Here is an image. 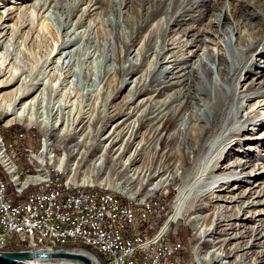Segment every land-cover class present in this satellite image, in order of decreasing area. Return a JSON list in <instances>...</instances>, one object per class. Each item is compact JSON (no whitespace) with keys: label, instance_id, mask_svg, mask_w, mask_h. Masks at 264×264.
Masks as SVG:
<instances>
[{"label":"bare ground","instance_id":"6f19581e","mask_svg":"<svg viewBox=\"0 0 264 264\" xmlns=\"http://www.w3.org/2000/svg\"><path fill=\"white\" fill-rule=\"evenodd\" d=\"M52 1L54 0H43V4L41 3L42 5L40 7H38L39 4L37 1L34 3V6L37 7L38 12H40L42 27L50 26V16L45 12L51 6ZM191 1L192 0H174L173 4L171 2V4L165 7L160 5L156 11L157 16L166 13L170 15L171 10L175 16L179 7L181 8L183 6L185 10L189 9V5L192 4ZM258 1L259 0H255L254 2L259 4ZM120 2L123 5L125 0H120ZM242 2L243 0L238 3ZM53 5L54 4H52V6ZM0 9H2L0 10V49H6L12 46L13 50L19 52L31 50L30 43L33 40L35 41L39 31L33 14H28L27 11L20 6V16L18 15V18H16V20L14 19L13 23H8V21L13 18L11 14L15 11L6 3V0H0ZM230 10L233 11V13L236 12L235 8H230ZM228 11L229 9H226L225 13L219 14L217 18H213V21L217 25H225L222 23V16L224 15V17H226ZM83 16L85 17V15ZM149 18L148 14L145 18V24L149 22ZM81 21L80 19L75 23H70V25L67 26V28L70 29H68L63 36L56 33L57 40L54 43L55 47L53 51L56 50L57 53H60L62 50L67 49L64 50V53H67L66 58L72 57L74 52L77 51L75 47L79 37L77 26L82 24L80 23ZM121 21L122 20H120V23ZM172 23L173 21L170 20L169 24ZM225 27L228 35L225 36L222 42H219V47L221 49H218V54L224 55L226 51L230 52L229 72L223 69L225 67L222 64L223 59L217 56L216 52H210L208 49V51L203 52L202 55L205 54L204 56L199 55V61L197 63L196 61H191L186 68H179V62L185 56L182 58L180 56L171 55L170 57H173V59L170 64L162 65L165 61H169L168 59L166 60L167 57L161 59L163 61L155 62L156 65L150 70L146 77L134 82V94L127 103L118 108L115 113H111L110 110H107L99 114L100 121L104 123V130L110 126H112V128L108 130L104 138L99 137L97 140L101 142L106 141L108 143V154L118 153L120 155H126L133 150V153L129 157L130 163L132 164L143 161L146 155H148L150 157V164L147 170L149 169L152 178H160L157 183H166L168 180L179 183L177 187L178 192L174 201V212L170 215L169 219L171 222L175 223L177 220L185 218V215L188 216V220L192 223L195 233L203 239L202 242H205V248H200L199 244L194 245V252L200 264H247L244 263L246 258H248L246 254L249 253V249H251L254 244L262 248L255 251L254 258L249 257V260L252 259L250 264H264V240L260 241V238L262 239L264 237V232L258 236L261 230L264 229V226L262 225V228L260 225L248 226V220L257 221L260 219L252 217V215L243 217L249 210L247 208L250 207L252 210V208L264 204V198H262L264 196V181H261L264 179V158H261L263 159L261 163L255 162L251 164L253 168L250 170H244V166L248 163L246 157L250 154V150L253 148L252 146L257 143L264 144V119L263 123H261L263 128L261 127L258 132L256 131L258 127L251 129V131L253 130L252 136H244V138H240V136L243 135L244 129H237L231 124L236 118L243 116L242 113L249 101L256 99L254 103L255 109L253 110H257L264 106V99L259 100V98H264V78L258 82V87H254L255 84L250 83L246 92H241L237 87H231L230 85L234 73L243 66L247 67L249 72L256 73L257 75L259 74V71L255 72L253 68L257 63H255L256 57L252 54V51L259 47L260 52L257 56L261 55L264 51L263 27L255 30L252 34L240 32L239 25L236 24L225 25ZM23 28L27 30L24 34H21ZM206 31L209 30H205V32ZM201 39L203 43L207 40L203 36ZM124 43L126 45V51L121 50L120 55H118L121 61H118L120 63V69L124 75L119 84V88L113 93L112 98L128 85V76L138 72L140 70L139 67L142 66L148 58V52H139L138 49L135 50L128 38H125ZM166 44L162 45V47L159 46L160 49L157 51L158 59L162 58V55L165 53ZM220 51L224 53H220ZM134 52L135 54L132 56ZM187 53L191 55L193 50H188ZM1 55L0 53V57ZM206 60H213L215 63L219 61L217 65V74L221 77L223 75L224 77L223 79L218 76L216 78L211 77V88H204L205 94H208V92L212 94L213 92L215 93L216 101H214V103L211 98L208 100L206 99L203 104V109L200 108L199 111L191 109V112H189L188 101L194 97L193 94H196L194 90L190 88L187 89V92L184 94L185 100H181L183 97L179 93L167 94L162 98L166 90L174 88L185 81L186 84L192 86L194 75L197 73L198 67L202 64L206 66ZM50 64L51 58L49 60L46 58L45 64L41 65L39 75L30 80L21 78L23 74L21 72L22 70L14 68L12 65H9V68L7 67V72L0 73V89L1 87L11 85L20 78L22 80L21 86L17 87L15 92H13V90H7L0 93V110H5L9 113V117L6 119L7 124L13 125L10 124L13 123V121H22L27 125L31 123L32 116L29 115L28 110H30L32 105H35V97L31 100H22L33 92L34 89L39 88L41 84L49 86L52 92L57 91L58 80L53 78L51 73L52 68L49 66ZM258 66L261 68V76H264V67ZM33 69L34 68H32L30 72H32ZM224 82L227 85L226 89L221 86ZM9 93H14L10 99L7 97ZM142 95L146 96L139 100L137 105L133 106L132 103H134L135 97ZM233 102L234 107L230 109L231 107L229 108V105ZM202 115H204V118H202ZM226 115H228V119H226ZM87 117L89 118L90 116L87 115L82 118ZM199 120L205 121V125L199 128V130L198 128L193 130V128H195L193 126H195V123ZM225 120H227L229 125L223 128ZM35 122L38 123L40 120ZM4 125H6L4 121L0 120V168L5 174V178L0 177V198L6 202L11 209L24 208L26 203L28 206H38L39 199L42 197V192L53 190V180L46 179L47 167L52 178H60L61 191H71L70 180H75L73 191L77 192V195L95 196L88 199L89 207L99 206L98 198L110 201L120 200V206H126L129 215H136L137 226L144 225V214H140V207L145 210H153L151 203H149L150 201L145 202L146 199H144L141 202L136 201V203H130V201L120 196V194L118 195L116 192L106 187H95L92 184L76 182V178H78V181L81 182L87 181L88 183L97 182L101 185L107 184L105 179H100L99 177L102 173H98L96 178H90V176L86 174L82 175L86 170L85 166L92 163L87 164L86 159L90 155L88 151H92L89 148L84 156H80L81 150L77 147L80 140L70 146V148L73 147V149L70 152L71 161L69 164L68 176H66L67 178H61V172L64 170L66 161L68 162L69 155H63L62 157L55 155L51 150V139L43 136L41 139L42 152L49 153L50 151L51 155L48 160H42L40 154L36 152L37 150L28 147V144H25L26 141H23V148L32 149L29 155H25V164L28 167L19 168L20 166L18 167L15 160L12 158L13 155L11 156L4 135L2 134V127ZM39 125L40 127L43 126L42 124ZM19 133L28 136V129H24ZM62 134L63 133H59V135ZM179 146L181 147L180 151L177 150ZM235 146L241 147V149H237L239 154L238 157L233 156L228 150ZM175 147H177L176 150ZM227 159L228 161L230 159L233 160L227 164L221 165L222 161ZM111 162L109 161V163ZM237 167H243V171H239ZM82 168H85V170L81 171ZM242 181L246 182L247 185H243ZM253 183H255V187L252 186ZM230 186L232 192L235 194L224 197L230 199V202H238L239 204L244 203L243 206L245 207L237 205L232 214H229V210L233 209L234 205L220 204L216 201L221 199L222 196L218 195L216 199L212 196L215 191H226ZM9 188L10 191L8 190ZM231 188L229 190H231ZM123 191L129 194V196H137L136 194H138V191L130 189H124ZM253 193L259 198L258 200L249 199ZM138 197L139 196H137V198ZM140 197L142 198L145 196L142 195ZM58 199L63 203H70L69 192H58ZM209 210H212V212L202 215ZM81 211L82 204L73 205V212ZM153 211L154 216L157 218L155 210ZM263 213L264 211H261L259 214ZM209 215H213L212 222L210 225L206 226L205 222L209 220ZM161 224L171 227L170 222H165L164 224L161 222ZM222 225L226 227L218 232L217 228ZM241 227H243L244 230L235 232V230ZM248 236L250 238L246 240L245 243L244 241L243 243L237 241L239 238ZM75 241L80 244L91 246L99 251L104 258V264H121L117 261V254L104 243L102 238H94L91 240L85 233H76ZM230 245L231 247H229ZM70 250L85 254L91 260L92 264H100L97 257L86 250L76 248ZM144 252H151V245H144ZM232 252L233 255H231ZM235 255L237 256V261L231 260V256ZM51 259L77 261L68 258H34L30 261L6 263L44 264L41 261Z\"/></svg>","mask_w":264,"mask_h":264},{"label":"rangeland","instance_id":"374dc122","mask_svg":"<svg viewBox=\"0 0 264 264\" xmlns=\"http://www.w3.org/2000/svg\"><path fill=\"white\" fill-rule=\"evenodd\" d=\"M35 1L39 4L38 7L43 4V0H6V3L15 11L11 14L13 18L9 20L8 23H13L14 19L16 20L18 15L20 16L21 6L28 14H33L39 31L35 41L33 40L30 43L31 50L19 52L13 50L12 46L6 49H0V53L2 54L0 57V73L7 72L9 65H12L14 68L22 70L21 72L23 74L21 78L30 80L39 75L41 65L45 64L46 58L48 60L51 58V64L49 66L52 68L51 73L53 78L59 81H57L58 89L56 92H52L49 86L41 84L39 88L34 89L33 92L22 100H31L35 97V105H32L30 110H28L29 115L32 116L29 125L22 121H13V123H10L13 125L7 124L6 119L9 117V113L5 110H0V120L4 121L6 124L2 127V134L4 136L11 134V137L6 138L5 142L11 156L13 155L12 158L15 160L18 167L20 166L19 168H24L25 161L21 153L22 148L16 144L14 133H19L24 129H33L34 132L32 134L28 133L29 137H27L25 144H28V147L36 149V152L40 154L42 160H48L51 152H42L41 139L43 136L50 138L51 150L55 155H59L60 157L69 155L68 162L66 161L63 170L64 176H68L69 164L71 161L70 152L73 149V147L70 148V146L80 140L77 146L79 150H81L80 156H84L89 148L92 151H88L90 155L86 158L87 164L92 163L85 166L86 170L85 168L81 169V171L85 170L82 175L86 174L90 176V178H96L98 173H102L99 177L100 179H105L106 181H104L107 184L101 185L97 182H81L76 178L77 183L92 184L95 187H106L116 192L118 195L120 194L123 198L130 201V203H136V201L141 202L146 199L145 202L150 201L149 203H151L152 209L155 210L157 219L166 216V219L162 221V223L170 222L172 227L175 223L169 220L170 217L166 215L165 210L166 206L170 205L173 207V210L168 214H173L174 201L178 192L177 187L179 183L173 180H168L166 183H157L160 178H152L149 169L147 170L150 164V157L148 155H146L143 161L132 164L130 163L129 157L133 153V150L126 155H120L118 153L108 154V143L106 141H98L97 138H104L112 126L104 130V123L100 121L99 114L107 110H110L111 113H115L118 108L127 103L130 97L133 96L134 82L146 77L157 62L163 61L161 59L167 57L166 60H169L162 63V65L170 64L173 59V57H170L171 55L180 56L182 58L185 56L179 62V68L181 69V67L186 68L189 66L191 61H196L197 63L199 61V55H202L205 51L209 50L210 52H216L217 56L223 59L222 64L225 66L223 69L229 72L230 52L226 51L224 55L218 54V49H221L219 47V42H222L225 36L228 35L225 25H239V31L245 34H252L255 30L263 27L264 34V0H259V4L254 2L255 0H243L242 3H238L241 0H192L189 9L185 10L183 6L181 8L179 7L175 16L172 10L170 11V15L166 13L157 16L156 13L160 5L165 7L171 4V2L173 4L174 0H125L123 5L120 0H54L45 12L50 16L49 27H42V18L40 12H38V8L34 6ZM52 4L54 5L52 6ZM230 8H235L236 12L233 13ZM226 9H229L228 15H226V17H224V15L222 16V23L225 25H217L213 21V18H217L219 14L225 13ZM148 14L150 17L149 22L145 24V18ZM83 15H85V17ZM80 19L82 20L80 22L82 24L77 26V31L79 32V37L75 46L77 51L74 52L72 57L66 58L67 53L65 54L64 50L67 49L62 50L60 53H57L56 50L53 51L55 47L54 43L57 40L56 33H59L61 36L65 35L67 30L70 29L67 28V26ZM120 20H122L121 23ZM170 20L173 21L172 24H169ZM26 30L27 29L23 28L21 34H24ZM205 30L209 31L205 32ZM202 36L207 39L204 43L201 39ZM125 38L129 39L130 44H132L135 50L138 49L139 52L147 51L148 58L145 63L139 67L140 70L138 72L128 76V85L112 98L113 93L119 88V84L124 75L120 69L119 62L121 61L118 55H120L121 50L126 51V45L124 43ZM164 44H166L165 53L162 55V58L158 59L157 51L160 49L159 46L162 47ZM188 50H193V53L189 55V53H187ZM259 52V47L252 51V54L256 57L255 63H257L253 68L255 72L259 71V74L257 75L256 73L249 72L247 67L243 66L234 73L233 79L230 82L231 87H237L239 91L246 92L250 83L255 84L254 87L259 86L258 82H260L264 76H261V68H259L258 65L264 67V51L261 55L257 56ZM220 53L224 52L220 51ZM134 54L135 52L132 56ZM206 62L207 67L203 64L198 67L197 73L194 75L192 86L186 84L185 81L174 88L166 90L162 98L167 94L179 93L183 97L181 100H185L184 94L187 92V89L190 88L193 89L196 94H193L194 97L188 101L189 112H191V109L194 111H199L200 108L203 109V104L206 99L208 100L211 98L214 103V101H216L215 93L213 92L212 94L208 92V94H205L204 88H211V77L216 78L218 76L221 79L224 77L223 75L221 77L217 74V65L219 61L215 63L213 60H206ZM32 68L34 69L30 72ZM21 78L9 86L1 87L0 93L7 90H13V92H15L17 87L21 86ZM221 86L224 89L227 88L225 82L222 83ZM12 94L14 93H9L7 97L9 99L12 98ZM144 96L146 95L136 96L134 103H132L133 106L137 105L139 100ZM260 99L264 98L262 97L259 98V100ZM255 101L256 99L249 101L242 113L243 116L236 118L233 123H231L237 129H244L243 135H239L240 138L252 136L253 130L251 131V129L258 127L256 130L258 132L262 127L261 123H263L264 119V106L257 110H253L255 109ZM233 107L234 102L229 105L230 109ZM87 115L90 117L82 118ZM202 118H204V115H202ZM226 119H228V115H226ZM37 120H40V122L36 123L35 121ZM39 124L43 126L40 127ZM204 125L205 121L199 120L195 123V126H193L195 127L193 130L197 128L199 130V128ZM228 125L229 123L225 120L223 128H226ZM59 133L63 134L59 135ZM10 143L12 146H10ZM252 147L250 154L246 157L248 163L244 166V170H250L253 168L251 164L255 162L261 163L263 160L261 158H264V144L257 143ZM176 148L177 147H175V150ZM238 148L241 149L240 146H235L228 150L233 156L238 157ZM177 150L180 151L181 147L179 146ZM228 159L223 160L221 165L227 164L233 160L230 159L228 161ZM109 161L112 162L109 163ZM237 168L239 171H243V167ZM1 173H3V170L0 168V174ZM261 181H264V179ZM242 184L247 185V183L243 181ZM254 184L255 183H253L252 186H254ZM230 188L231 186L228 187L226 191L217 190L212 196L215 199L218 195L222 196L221 199L216 201L220 204L234 205V208L229 210V214H232L237 205L244 207V203L239 204L238 202H230V199L224 197L235 194L232 192V188L229 190ZM124 189L138 191L139 195H136L139 197L129 196V194L123 191ZM171 192H173V195L172 198H169ZM142 195L145 197L141 198L140 196ZM262 198H264V196ZM249 199L258 200L259 198L253 193ZM247 209L249 210L243 217L252 215V217L260 219L257 221L248 220V226L260 225L262 228L264 226V213H259L264 211V204L258 205L256 208H252V210L250 207ZM211 212L212 210H209L202 215ZM212 216L213 215H209V220L205 222L206 226L211 224ZM176 222V224H183L189 227L190 235L187 238L186 247H188L192 254L194 264H200L194 252V245L199 244L200 248H205V242H202L203 239L195 233V229L188 220L187 215H185V218L179 219ZM225 227L226 226L222 225L217 228V231L219 232ZM241 230H244V228L241 227L235 230V232ZM263 232L264 229L261 230L258 236ZM249 238V236L242 237L237 239V241H240V243L244 241L245 243ZM261 240H264V237L262 239L260 238V241ZM231 245L229 247H231ZM82 246L86 247L87 245L82 244ZM71 247L72 246H70L69 249H71ZM260 248L262 247L254 244L251 249H249V253L246 254L248 258H246L244 263L250 264L252 259L249 260V257L254 258L255 251ZM76 249H83L94 254L86 248L79 247ZM94 255L97 257L96 254ZM231 255H233V252ZM236 258L237 256L235 255L231 256L230 259L237 261ZM97 260L100 264H104V258L102 263L98 257ZM41 262L44 264H81L80 262L67 259H51Z\"/></svg>","mask_w":264,"mask_h":264},{"label":"built area","instance_id":"2783aa9c","mask_svg":"<svg viewBox=\"0 0 264 264\" xmlns=\"http://www.w3.org/2000/svg\"><path fill=\"white\" fill-rule=\"evenodd\" d=\"M27 137L14 133L24 161L32 149L23 148ZM61 178H67L64 172ZM46 179L53 180V190L42 192L38 206L26 203L24 208L11 209L0 198V250L16 245L32 250L85 248L75 241L76 233H85L91 240L102 238L121 264H194L193 260L178 256L187 247L180 240L170 239L176 233L175 227L158 223L153 210L140 207L144 226H137L136 215H129L127 207L120 206V200L98 198L99 206L89 207L88 199L95 196L77 195L73 191L75 180H70L71 191H61L60 178H52L47 167ZM58 192H69L70 203L60 201ZM74 204H82V211L73 212ZM144 245H151V252H144Z\"/></svg>","mask_w":264,"mask_h":264},{"label":"water","instance_id":"95a60500","mask_svg":"<svg viewBox=\"0 0 264 264\" xmlns=\"http://www.w3.org/2000/svg\"><path fill=\"white\" fill-rule=\"evenodd\" d=\"M34 258H68L79 261L81 264H92L91 260L83 253L66 250H0V263L24 262Z\"/></svg>","mask_w":264,"mask_h":264},{"label":"trees","instance_id":"16d2710c","mask_svg":"<svg viewBox=\"0 0 264 264\" xmlns=\"http://www.w3.org/2000/svg\"><path fill=\"white\" fill-rule=\"evenodd\" d=\"M34 132L33 129H30L28 130V133L29 134H32ZM11 137V134H7L4 136V138H9ZM22 153V152H21ZM0 176L2 178H5V174L1 173ZM10 191V188L8 189ZM172 195H173V192H171V195L169 196V198H172ZM121 196V195H120ZM173 210V207L170 206V205H167L166 206V211L167 213H170L172 212ZM166 219V216H162L160 218H158V223H161L162 221H164ZM172 227H175L176 229V233L172 236H170V239L172 241H175V240H180L182 243H184V245L186 246V241H187V238L188 236L190 235V229L187 225H183V224H173ZM75 245H78V244H75ZM21 247L16 245V246H7L6 248H4L3 250H18L20 249ZM86 249L92 251L94 254L97 255V257L100 259V261L102 262L103 261V256L100 252H98L96 249L92 248V247H89V246H86L85 247ZM178 256L184 260H192V254L190 252V250L188 249V247L184 250H182Z\"/></svg>","mask_w":264,"mask_h":264}]
</instances>
